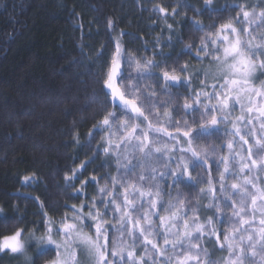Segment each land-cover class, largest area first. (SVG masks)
<instances>
[{"label":"trees","instance_id":"16d2710c","mask_svg":"<svg viewBox=\"0 0 264 264\" xmlns=\"http://www.w3.org/2000/svg\"><path fill=\"white\" fill-rule=\"evenodd\" d=\"M245 10L256 17V23L245 22ZM262 11L264 0H212L207 7L205 0H0V240L22 230L21 237L30 235L31 239L26 252L30 264H48L56 259V250L46 244L38 247L34 241L46 236V221L56 231L62 220L73 221L76 209L83 205L87 213L93 202L103 213L101 200L106 202L113 197L100 190L113 196L120 194L119 203L127 185L129 191L139 187L151 192L157 200L153 211L159 216L170 218L176 214L177 219L167 223L171 239L184 232L185 215L189 224L198 217L199 223L207 225L211 218L221 242L226 233H234L236 221L239 231L234 233V243L245 248V264H264L259 245L255 257L248 250L244 233L248 226H241L233 215L240 207L239 196H234V209L232 200L220 193L222 175L226 177L228 193L234 191L233 183L244 186L245 178L254 179L256 187L264 190V171H241L242 164H251L249 149L258 154L254 158L264 157V129L260 128L258 112L249 114L246 108L241 111L236 105L225 123L209 126L210 134L199 136L193 144L201 159L207 157L208 164L199 167L193 159L189 164L190 180L184 176L173 184L171 176L162 175L177 171L170 157L180 156L179 148L187 147L186 138L177 127L199 130L201 123L210 121V116L202 120V107L194 113L185 105L195 108L197 93L205 100L203 93H211L212 85L219 88L222 82L214 79L212 58L198 54L202 42L215 39L225 24L249 28L256 37L253 43L259 42L264 37V25L259 19ZM245 38L246 35L241 36L242 40ZM117 57L122 73L117 80L121 91L126 98L134 99L148 117L141 126L149 132L145 142L152 150L149 157L144 154L148 148L144 152L134 149L140 141L128 140V132L122 129L126 123L136 125L139 121H128L122 109L113 105L110 90L105 87ZM149 61L157 67H147ZM165 71L178 76L179 83L165 88ZM249 87H264V70L254 74ZM252 98L256 106H264V100L254 95ZM210 103L215 105L217 101ZM242 103L247 105L248 99ZM113 112L119 119L109 129L102 122ZM249 118L253 120L251 125L247 123ZM149 123L161 131L149 130ZM237 129L248 144L240 136L230 134ZM169 134L179 137L180 143L170 140ZM257 139L260 145L256 144ZM230 142L232 150L227 147ZM225 159L232 176L224 172ZM141 175L156 178L140 181ZM246 187L255 191L250 185ZM212 189L216 190L215 198ZM148 199L145 196L134 201L136 206L144 204V211L134 214V220L136 215L147 213ZM245 204L246 212L241 215L248 219L253 216L250 197ZM111 216L110 212L106 226L119 227ZM254 217L250 223L258 233L259 220L264 217L259 211ZM151 219L156 231L149 238L162 250L168 248L164 256L156 257L157 264L165 258L169 264H179L183 256L197 251L183 242L175 249L171 243L165 246V227L157 216ZM76 223L79 226V221ZM173 223L177 226L172 227ZM141 225L147 226L143 220ZM84 230L94 237V228ZM136 235L139 236L138 231ZM241 235L245 237L243 241ZM112 238L110 232L109 255ZM123 246L125 258L127 251H134L136 259L145 257L147 264H152L154 250L145 254L142 237L133 244V237L125 234ZM199 246L207 252V256L201 252L200 264L205 260L228 264L227 243L221 248L215 235L205 233ZM147 248L151 249V245ZM81 259L87 264L86 255ZM0 264H23V259L2 251Z\"/></svg>","mask_w":264,"mask_h":264},{"label":"snow or ice","instance_id":"6c2138e0","mask_svg":"<svg viewBox=\"0 0 264 264\" xmlns=\"http://www.w3.org/2000/svg\"><path fill=\"white\" fill-rule=\"evenodd\" d=\"M212 0H205V6L211 5ZM161 11H165L161 9ZM244 20L247 24L251 25L256 23V17L253 16L249 11H243ZM251 17V18H250ZM259 19L261 25H264V11L259 13ZM260 26V25H258ZM242 35H246L245 39H241ZM256 39L255 36L249 31V28L245 27L243 29H237L232 24H225L220 27V29L215 34V39L207 40L202 42L201 48L198 50V54L203 53L205 56H209L215 62V73L214 79L222 81L219 83V88L216 84L212 85V92H204L203 95L205 100L200 99V93L196 94V99L194 103L196 105L193 108L192 104H186L185 109H191L192 112H198L202 107L203 112L200 113L202 120L206 116H210V121L201 123L200 129L195 128H185L181 130L177 127V131H182L183 137L186 138L187 147L181 146L179 148L180 156L172 155L171 160L175 161L177 171H170L169 173L162 174L164 176H171L173 184H177L184 176H188L190 180L189 164L192 163L193 159L196 161V166L203 167L208 164L207 157L201 159L199 153L193 147L194 141L201 135L210 134L209 126H217L218 124L225 123L228 117L231 115V111L235 109L236 105H239L241 111L245 108L247 113L251 114L254 111L259 113L261 118L260 128L264 129V106H256L253 100V95L255 97L264 100V87L257 90L255 88L249 87L253 81V76L258 70H264V37H262L259 42L253 43ZM146 66L149 68L157 67V65L152 64L150 61L146 62ZM141 65L137 62V68L139 69ZM121 65L117 59H113L111 68L107 74L105 80V87L110 90V95L112 97V102L114 106H118L122 109V114L128 119V121H139V124L132 125L126 123L122 126L123 131L128 132V140L136 139L140 141L134 145V149L144 152L145 148L148 151L145 152V156L149 157L152 155V150L149 148L148 144L145 143L149 140V132L145 131L141 126L148 117L141 110V107L137 105L134 99L126 98L125 93L121 91L120 86L117 83L118 77L121 75ZM207 75V73H206ZM163 80L165 82V88L170 87L176 83H179V77L174 74H169L167 71L163 73ZM171 82V83H169ZM252 95H249V94ZM244 98L248 99V104L242 103ZM212 100L217 101V104L212 105L210 102ZM232 101L230 105L229 101ZM143 117V120L140 118ZM119 119L116 114L109 113L103 119V125L107 128H111V125ZM240 119H244L241 117ZM247 123L251 125L253 120L249 118ZM185 124L187 122L185 121ZM130 128V131H128ZM148 129L152 131L159 132L160 129H153L151 123L148 124ZM231 135L240 136V139L248 144V140L245 139L244 135H241L240 131L237 129L235 132L230 133ZM247 135V134H246ZM169 139L180 143L179 137L171 136L169 134ZM260 139L256 140V144L260 145ZM229 150L233 149V144L230 142L227 145ZM107 151V149H105ZM160 151V149H156ZM176 150L174 149L173 152ZM190 153V156H185L183 154ZM258 154H254L251 149L248 150V159L251 164L244 163L241 166V171L245 169L250 173L252 168H258L259 171H264V157L259 159L254 158ZM224 172L228 173L229 176L233 174L229 171L228 160H224ZM156 177L144 176L139 177L140 181L144 180H154ZM25 179H28L27 177ZM226 177L221 176V187L220 193L226 196V199L232 200V207L236 208V201L234 196H239L240 207L238 211H234L233 215L238 218V222L241 226L247 225L244 228V233L247 234L248 250L251 251L252 257L257 255V245H259L260 253H264V218L259 220V231L255 233V226L250 223V219H254V213L259 211L261 216L264 217V190L257 188L254 179H244V186L238 185L237 183L231 184V189L234 190L232 193H228L227 186L224 184ZM116 181L113 180V183ZM250 185L255 191H251L248 187ZM125 190L123 193L122 202H117L120 200V194L113 196V193L106 192L101 189V193L105 196L113 197L106 202L102 199L100 204L104 208L103 213L99 210V207L93 202L92 206L88 209L87 213L84 211V206L82 205L79 209H76L74 213L73 221H68L64 219L61 221L60 227L56 230V235L60 236L61 239L58 241L53 236V227L50 222L46 221L47 233L46 237H41L38 239V243L54 246L57 254V259L53 264H83L81 257L86 255L88 257L87 264H147L145 257H140L136 259L134 251H127V258H125L123 237L125 234L133 237V244L139 241L142 237L145 244V254H149L154 250V255L152 256V264H157V256H164L168 251L165 247L163 250L158 246L157 243L150 239L153 232L156 230L153 228L151 217L157 216L160 225L165 227V233L163 235V243L165 246L171 243L172 249H175L177 244L187 243L189 249H196L195 252H189L188 255L183 256L180 259L179 264H200L201 252L207 256L206 250L200 249L199 241L201 237L208 233L210 235H215L217 243L221 248L225 247V242L227 243V249L229 252L228 264H245L247 257L245 256V248L240 244L234 243L236 239L234 233L239 231L235 228L236 221H233L234 233L232 235L225 234L223 237L224 242L220 241V235L215 231L213 226V221L211 218L208 219L207 225L199 223L198 217L193 219L192 223L189 224L188 218L185 215L183 217V227L184 232L181 235H176V239H171L170 229L167 227L168 220L171 219L175 221L177 219L176 214L173 213L170 218L159 216L156 211H153L157 207V200L152 198L151 192H144L139 189V187H134L132 191L128 190V186H124ZM138 193V195H137ZM213 197L215 198L216 190L212 189ZM159 195V192L156 194ZM148 196L149 199L147 203L150 205L149 210L144 215H136V219H133L134 214H138L144 211V204L141 203L139 206L134 204L137 199H142ZM250 197L251 199V209L253 216L246 219L241 213L246 212V200ZM261 203H257V201ZM170 207H175L171 205ZM219 210V209H218ZM112 213L111 219L116 221L119 227L115 224L108 227L109 213ZM141 220L146 223V227L141 225ZM79 221V226L76 223ZM87 221H92L93 223L88 224ZM175 223L172 227H176ZM94 228V237L86 232L84 229ZM249 228L253 231L249 232ZM137 231L139 236L136 235ZM113 233V238L111 240V251L109 255V233ZM198 233L199 235H193V233ZM254 233L256 237L254 239ZM22 230H17L13 235L5 236L0 240V251L10 250L12 253H23L25 251V244L21 239ZM159 235V233H157ZM34 236V234H33ZM183 240H182V238ZM244 235L240 236V240H244ZM147 245H151V249L147 248ZM261 260L264 261V255H261ZM160 264H169V260L165 258L160 261ZM204 264H216L215 261L205 260Z\"/></svg>","mask_w":264,"mask_h":264},{"label":"rangeland","instance_id":"374dc122","mask_svg":"<svg viewBox=\"0 0 264 264\" xmlns=\"http://www.w3.org/2000/svg\"><path fill=\"white\" fill-rule=\"evenodd\" d=\"M120 44H121V42H120ZM121 48H122V46H121ZM123 50V49H122ZM117 60H118V57H117ZM120 60H118V62H119ZM54 230V229H53ZM56 231L54 230L53 231V236H54V238L55 239H57L58 241H60V239H61V237L60 236H56L55 233ZM36 238H37V236H35ZM41 237H43V236H40V238ZM46 237V236H45ZM21 239H22V241L24 242V244H25V251L23 252V253H12L10 250H3V251H8V252H10L11 254H14V255H18L21 259H23V264H30L31 263V258H30V256H28V254L26 253V252H28V247H29V245L31 244V239H30V235H28V237H26V236H23V237H21ZM34 240V239H33ZM35 241V243H38V239H36V240H34ZM38 247H41L42 246V248H43V244H41V243H38ZM46 246H50V247H53L54 248V246H51V245H46ZM55 249V248H54ZM0 252H2V251H0ZM56 259H57V257H56ZM55 259V260H56ZM54 260V261H55ZM54 261H52V262H50V263H48V264H53V262Z\"/></svg>","mask_w":264,"mask_h":264},{"label":"bare ground","instance_id":"6f19581e","mask_svg":"<svg viewBox=\"0 0 264 264\" xmlns=\"http://www.w3.org/2000/svg\"><path fill=\"white\" fill-rule=\"evenodd\" d=\"M183 4V3H182ZM257 6V5H256ZM160 10V9H159ZM164 18V17H163ZM201 24V23H200ZM180 25H181V23H180ZM156 26V25H155ZM178 27V26H177ZM170 38V37H169ZM182 41H183V39H182ZM172 42V41H171ZM181 43V42H180ZM198 49V48H197ZM174 50V49H173ZM187 50V49H186ZM155 56V55H154ZM185 56V55H184ZM102 58V57H101ZM104 58V57H103ZM100 59V58H99ZM194 59V58H193ZM204 59V58H203ZM103 68V67H102ZM97 71V70H96ZM94 73H95V71H94ZM100 73V72H99ZM101 81V80H100ZM118 127V126H117ZM120 127V126H119ZM102 130H104V129H102ZM74 165V164H73ZM27 189V188H26ZM28 190V189H27ZM39 194V193H38ZM25 196V195H24ZM31 196V195H30ZM38 196V195H37Z\"/></svg>","mask_w":264,"mask_h":264}]
</instances>
